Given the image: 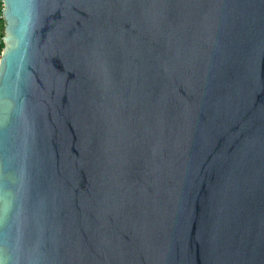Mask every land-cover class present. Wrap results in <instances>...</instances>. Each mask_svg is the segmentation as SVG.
I'll use <instances>...</instances> for the list:
<instances>
[{
	"label": "water",
	"instance_id": "1",
	"mask_svg": "<svg viewBox=\"0 0 264 264\" xmlns=\"http://www.w3.org/2000/svg\"><path fill=\"white\" fill-rule=\"evenodd\" d=\"M0 264H264V0H4Z\"/></svg>",
	"mask_w": 264,
	"mask_h": 264
},
{
	"label": "built area",
	"instance_id": "2",
	"mask_svg": "<svg viewBox=\"0 0 264 264\" xmlns=\"http://www.w3.org/2000/svg\"><path fill=\"white\" fill-rule=\"evenodd\" d=\"M3 10H4V0H0V18L3 17ZM3 37V36H2ZM0 39V65L2 61V55H3V49H4V44H3V39Z\"/></svg>",
	"mask_w": 264,
	"mask_h": 264
},
{
	"label": "trees",
	"instance_id": "3",
	"mask_svg": "<svg viewBox=\"0 0 264 264\" xmlns=\"http://www.w3.org/2000/svg\"><path fill=\"white\" fill-rule=\"evenodd\" d=\"M0 39L1 37L4 35V32H5V28H4V23H3V19L0 18Z\"/></svg>",
	"mask_w": 264,
	"mask_h": 264
},
{
	"label": "rangeland",
	"instance_id": "4",
	"mask_svg": "<svg viewBox=\"0 0 264 264\" xmlns=\"http://www.w3.org/2000/svg\"><path fill=\"white\" fill-rule=\"evenodd\" d=\"M1 25V24H0Z\"/></svg>",
	"mask_w": 264,
	"mask_h": 264
}]
</instances>
